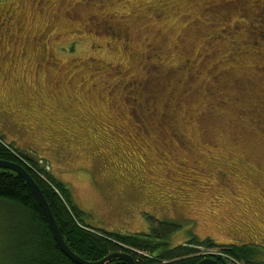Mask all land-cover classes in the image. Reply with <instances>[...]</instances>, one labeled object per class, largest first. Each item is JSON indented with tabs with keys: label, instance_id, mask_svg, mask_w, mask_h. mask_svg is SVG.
Returning a JSON list of instances; mask_svg holds the SVG:
<instances>
[{
	"label": "rangeland",
	"instance_id": "374dc122",
	"mask_svg": "<svg viewBox=\"0 0 264 264\" xmlns=\"http://www.w3.org/2000/svg\"><path fill=\"white\" fill-rule=\"evenodd\" d=\"M0 134L94 228L264 248V0H0Z\"/></svg>",
	"mask_w": 264,
	"mask_h": 264
},
{
	"label": "trees",
	"instance_id": "16d2710c",
	"mask_svg": "<svg viewBox=\"0 0 264 264\" xmlns=\"http://www.w3.org/2000/svg\"><path fill=\"white\" fill-rule=\"evenodd\" d=\"M0 159L18 163L31 174L49 202L65 242L87 261L99 262L114 253H129L137 264H197L207 257L221 264H264L260 258L264 248L255 244L223 245L210 238L200 240L193 236L188 242L172 247L169 238L181 228L176 221L149 216L151 230L141 234L94 228L85 222L86 214L74 203L70 189L54 178L45 163L7 143L1 134ZM0 200L9 204L12 218L17 215V228L14 224L9 227L13 229L12 246L16 250L11 254V264H78L61 250L40 202L21 175L0 168ZM216 248L220 254L202 251ZM107 264L128 263L117 258Z\"/></svg>",
	"mask_w": 264,
	"mask_h": 264
},
{
	"label": "water",
	"instance_id": "95a60500",
	"mask_svg": "<svg viewBox=\"0 0 264 264\" xmlns=\"http://www.w3.org/2000/svg\"><path fill=\"white\" fill-rule=\"evenodd\" d=\"M0 168L1 169H8L16 172L17 174L21 175L27 183L30 185L32 188L33 192L35 193L38 201L40 202L45 215L47 217V220L49 222L50 228L53 232V235L59 244L61 250L73 261H75L78 264H107L109 262H112L115 259H120L123 261H126L128 264H137L134 257L129 254V253H114L103 260L99 262H90L85 260L84 258L78 256L75 252H73L70 247L67 245L65 242V239L59 229L58 223L56 221V218L51 210V207L49 205V202L45 198V195L43 194L39 184L36 182V180L31 176V174L20 164L15 163V162H9L5 160L0 159ZM197 264H221L218 260L212 258V257H207L200 261Z\"/></svg>",
	"mask_w": 264,
	"mask_h": 264
}]
</instances>
